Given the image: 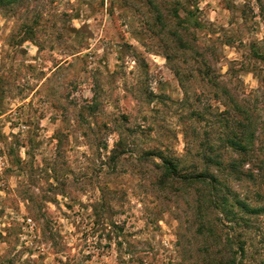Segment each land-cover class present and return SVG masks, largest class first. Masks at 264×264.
Masks as SVG:
<instances>
[{"label":"rangeland","instance_id":"1","mask_svg":"<svg viewBox=\"0 0 264 264\" xmlns=\"http://www.w3.org/2000/svg\"><path fill=\"white\" fill-rule=\"evenodd\" d=\"M0 264H264V0H0Z\"/></svg>","mask_w":264,"mask_h":264},{"label":"trees","instance_id":"2","mask_svg":"<svg viewBox=\"0 0 264 264\" xmlns=\"http://www.w3.org/2000/svg\"><path fill=\"white\" fill-rule=\"evenodd\" d=\"M235 144V142H234ZM235 167V166H234ZM163 171L166 176L175 177V179H183L185 184H194V183H205L204 180V173L196 174L195 176L191 177H182L179 176L178 167L170 160H163ZM166 178V177H164ZM117 245L122 246V243L117 239ZM142 262V260H140Z\"/></svg>","mask_w":264,"mask_h":264}]
</instances>
